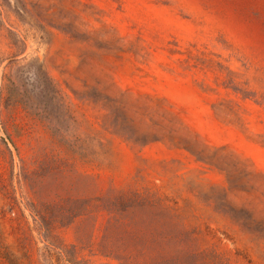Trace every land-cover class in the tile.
<instances>
[{
  "label": "rangeland",
  "instance_id": "374dc122",
  "mask_svg": "<svg viewBox=\"0 0 264 264\" xmlns=\"http://www.w3.org/2000/svg\"><path fill=\"white\" fill-rule=\"evenodd\" d=\"M0 264H264V0H0Z\"/></svg>",
  "mask_w": 264,
  "mask_h": 264
}]
</instances>
